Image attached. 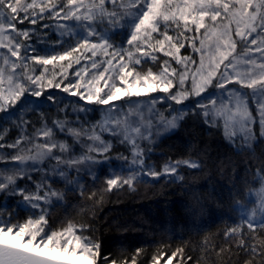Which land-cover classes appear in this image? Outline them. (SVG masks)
Wrapping results in <instances>:
<instances>
[{"label": "snow or ice", "instance_id": "obj_1", "mask_svg": "<svg viewBox=\"0 0 264 264\" xmlns=\"http://www.w3.org/2000/svg\"><path fill=\"white\" fill-rule=\"evenodd\" d=\"M108 3L111 8L106 6ZM222 15L228 23L217 25L215 22ZM206 18L213 23L207 24ZM44 19L57 21L56 28L61 35L71 30L59 20H72L83 28L86 35L62 51L41 54L32 44V38L35 35L36 42L42 43V36L46 39V34H37L35 28L19 29L14 22L23 24L27 21L34 26ZM233 22L236 25L234 32L230 27ZM126 25H130L131 29L126 38L127 47L107 35L108 32L122 30ZM173 25L175 36L170 34ZM98 26L104 30L98 31ZM48 27V24L41 25V29ZM197 34L201 37L198 47L195 42ZM233 36L239 37V41ZM186 41L194 53H199V61L194 55H181ZM238 45L241 46V53L234 55ZM5 48L7 53H0V60L6 66L0 67V113L7 115L0 119L16 121L21 134L12 139L6 138V130L0 131V149L15 150L9 156L16 162L11 169L5 166L0 173V194L6 197L19 195L18 206L38 211L22 223L19 219L14 220L11 214L5 219L0 212V264H69L46 255L45 250L61 256L65 253L79 256L88 264H97L99 245L84 235L83 225L79 232L71 223L61 230L48 227L51 198L62 199L63 194L56 191L50 181L43 179L35 182V190L23 188L17 183L18 179L25 177L32 180L29 172L40 171L39 165L46 159H54L57 164L64 161L65 168L80 164L82 160L88 161L89 167L98 162L93 156L65 158L54 155L53 148L59 147L63 152L67 147L55 142L37 145L39 150L35 155L21 154L32 151L27 146L32 143V137L26 132L30 123L26 113L33 106L39 110L41 104L56 103V97L50 91L52 88L78 96L79 101L85 102L73 108L74 112L88 113L90 109L85 105L99 106L106 118L113 122L112 126L102 130L116 136L120 143L130 144L133 167L126 176L109 177L107 190L120 186L133 187L140 175L161 176L160 171L145 163L147 151L151 149L142 150L140 145L142 140L154 139L150 129L142 130L135 121L127 120L130 114L143 116L145 108L153 116H159L161 125L157 127L162 126L165 131L177 128L178 121L189 111L188 107L173 105L189 102L193 110H200L196 115H203L205 123L219 127L222 121L225 136L233 142L239 136L241 144H250L255 139L253 125L256 123L259 124L260 136L264 138V0H61L59 3L57 0H0V49ZM157 52L170 59L161 61L159 70L153 71L148 61L156 64L159 60ZM82 60L90 63L81 64ZM172 61L178 67H173ZM29 62H32L31 66ZM73 64L81 66L69 78V69ZM89 69L95 71L89 72ZM233 83L239 87L229 88L228 85ZM210 88L218 90L223 97L219 103L212 98L213 93L207 97L202 95ZM46 89L49 90L47 95ZM241 89L250 91L242 92ZM153 93L162 95H151ZM142 96L151 98L143 102L131 99ZM124 98H129L130 108L127 111L117 104ZM208 100H211L210 105ZM250 102L256 108L258 121L252 114ZM158 104L169 110L171 119L164 115L163 108L157 109ZM129 126L139 134L137 138L128 135ZM58 127L60 132L67 129L77 138L86 136L88 140L99 142V146L95 143L85 145L87 151H95L98 156L107 155L108 143L100 135H93L92 130L85 129L83 125L76 130L67 121L58 122ZM96 127L98 125H93V130ZM42 134L49 138L54 136L52 129L43 130ZM25 139L27 144L22 147ZM118 159L127 161L129 158L121 155ZM28 161L32 162L31 166L27 165ZM181 164L192 169L199 167L194 161H176L166 163L163 173L180 176L178 169ZM52 173L53 176H66L65 169H53ZM259 174L264 176V168L259 170ZM255 196L259 201L258 207L244 210L241 223L223 235L227 240H238V247L253 257L249 264H257V260L259 264H264V241L257 244L255 235L246 239L242 231L244 224L250 233L264 230V187ZM250 202L256 203L255 200ZM182 251L178 249L177 253ZM177 253H158L152 257V264H157L161 256L167 257L164 264H170ZM105 264H117V261L106 258ZM120 264H141L139 251Z\"/></svg>", "mask_w": 264, "mask_h": 264}, {"label": "trees", "instance_id": "obj_2", "mask_svg": "<svg viewBox=\"0 0 264 264\" xmlns=\"http://www.w3.org/2000/svg\"><path fill=\"white\" fill-rule=\"evenodd\" d=\"M106 6L111 8L110 3ZM59 22L66 24L71 32H64L61 35L60 30L56 28L57 21L51 19L41 20L34 26L27 21L23 24L14 23L19 29L35 28L37 34H46V39L42 36V43H37L34 35L32 44L41 54H48L62 51L86 35L83 28L72 20ZM42 24H48L50 27L41 29ZM230 27L234 32V23ZM174 29L175 25L170 29L173 36L176 34ZM103 30L98 26V31ZM130 30V25H126L122 30L108 32L107 35L127 47L126 38ZM200 39V35L197 34L195 36L197 47ZM233 39L239 41L240 38L233 36ZM58 41L60 43H57ZM187 43L186 41V47L181 49V55H194L199 61V53H194ZM237 51L241 52L240 45ZM156 55L159 57L156 64L148 61L153 71L159 70L158 64L161 61L170 59L160 52ZM12 58L15 60V57ZM31 63L29 62L30 66ZM84 63L90 61L82 60L81 64ZM172 65L178 67L174 61ZM80 66L73 64L69 69V78H72V73ZM39 70L37 67V72ZM92 71L95 70L89 69V72ZM87 78L86 75L85 79ZM48 91L45 90V95ZM50 91L56 97V103L41 104L39 110H35L33 106L26 113L30 118L26 132L32 137V143L27 146L32 151L21 154L35 155L39 150L37 145L55 142L65 144L67 147L63 152L59 147L53 148L54 155L65 158L87 156L85 145L94 142L88 140L86 136L77 138L67 129L60 132L58 122L65 121L76 130H80V125H83L85 129L99 134L102 140L108 143L109 151L106 156L93 153L98 162L92 165L91 169L86 167L87 165H80L77 168L76 164L65 168L64 161L57 164L54 159H46L39 165L40 171L29 172L32 180H28L27 177L17 180L21 187L29 190H35V182L42 179L50 181L51 186L63 194L62 199L51 198L52 204L48 207L47 213L49 228L61 230L71 223L79 232L83 225L84 235L99 245L97 264H105L106 258H113L120 264L138 251L141 264H152V257L158 253L171 255L177 253L178 249H182V253H177L170 264H181V261L183 264H249L253 257L238 247V240H227L223 234L241 223L245 209L249 211L255 207L250 201L257 199L255 193L264 187V176L259 174V170L264 168V138L260 136L256 124L253 126L255 139L249 145H240L239 140L234 143L229 141L221 125L217 127L205 123L203 115H196L200 110H193L189 102L179 106L173 105L188 107L189 111L184 113L183 118L178 121V127L172 132L146 142L140 141L142 150L151 149L147 151L145 163L157 171H162L166 163L176 161H194L199 167L192 169L182 164L178 169L180 176L152 178L140 175L133 187L120 186L107 190L106 181L109 177L129 174L128 160L118 157L121 155L129 157L130 147L128 144L120 143L116 136L102 130L110 125L105 123L107 119L105 112L99 106L85 105L90 109L88 113L74 112L73 108L84 105L85 102L79 101L78 96H72L56 88ZM150 98L142 96L131 99L143 102ZM128 99L124 98L117 102L125 111L130 108ZM164 108L168 114L169 110ZM250 108L256 115V108L251 102ZM6 115L7 113H0V117ZM93 125L98 127L93 130ZM46 129H52L54 136L44 137L42 133ZM5 130L6 138L14 139L21 134L16 121L0 119V131ZM25 144L26 139L21 146L24 147ZM14 151L10 148L0 149V173L5 166L11 169L16 164L9 156ZM103 159L106 160L102 162ZM27 165L31 166L32 162L28 161ZM53 169H65L66 176H53ZM172 179L176 182H171ZM20 200L19 195L6 197L0 194V212H3L5 219L11 214L14 220L19 219L22 223L29 215L38 211L18 206ZM242 231L246 239L255 235L257 244L264 241V230L257 229L255 233H250L244 224ZM63 255L71 257L67 253ZM73 257L84 261L79 256ZM166 258L161 256L157 264H164Z\"/></svg>", "mask_w": 264, "mask_h": 264}, {"label": "rangeland", "instance_id": "obj_3", "mask_svg": "<svg viewBox=\"0 0 264 264\" xmlns=\"http://www.w3.org/2000/svg\"><path fill=\"white\" fill-rule=\"evenodd\" d=\"M206 23L207 24H209V25H211L213 22L212 21H210V20H208L207 18H206ZM217 25H221V24H227V20H225L224 19V17H223V15L221 16V17H218L217 18V21L215 22ZM234 23V22H233ZM234 26L236 27V25H235V23H234ZM235 29V28H234ZM9 31H10V29H9ZM253 47H255V46H253ZM0 53H7V49L5 48V49H0ZM241 52H239L238 53V51L236 50V53H234V55H237V54H240ZM8 55H10V54H8ZM257 56H258V54H256ZM11 60H13V58L11 57ZM0 67H6L5 65H3V62H2V60H0ZM221 67H223V66H221ZM243 66L241 65L240 66V68H242ZM8 70H10V68L8 69ZM5 87H7V84H5ZM228 87L229 88H238L239 86L238 85H236V84H229L228 85ZM241 91L242 92H249L250 90H248V89H241ZM209 93H213V96H212V98L213 99H217V102L219 103V101H220V99H223V97H221L220 95H219V93H218V90H216V89H209L208 90V92H205V93H203L202 95L204 96V97H207L208 95H209ZM207 103L210 105L211 104V100H208L207 101ZM142 106V105H141ZM157 109L159 110V109H161V108H163V110H164V115L168 118V119H171V116H169L168 114H166L165 113V108H164V106L163 105H161V104H158L157 106ZM129 110V109H128ZM252 114H253V116L255 117V119L258 121V119H259V116H258V113H257V111H256V115H254V113L252 112ZM172 115H175L174 113H172ZM106 116V115H105ZM120 118H121V128H123L124 127V123H123V121H124V117H123V114H121L120 115ZM127 120L128 121H135L140 127H141V129L142 130H147V129H150V131H151V134H152V136L153 137H155V138H157V137H161V136H164L165 134H167V133H170V132H172L174 129H170V130H167V131H165L164 129H163V127L162 126H160L159 127V129H158V125H161V122H160V120H159V116H153L149 111H148V109L147 108H145L144 109V112H143V116H139V115H137V114H130L128 117H127ZM105 123H108L110 126H112V124H113V122H112V120H110V119H105ZM104 123V124H105ZM220 123V125L223 127V125H222V121L221 122H219ZM107 125V124H106ZM103 126H105V125H103ZM254 126V125H253ZM256 126L259 128V124L258 123H256ZM109 133V132H108ZM92 134L93 135H99V134H95L94 133V131H92ZM128 135L130 136V137H132V138H137L138 137V135L139 134H137L135 131H134V129L131 127V126H129V128H128ZM102 139V138H101ZM147 140H149V139H145V140H142V141H144V142H146ZM237 140H239V143L238 144H240V145H244V144H241V142H240V139H239V136H237L236 138H235V141H237ZM91 141V140H90ZM229 141H231V142H233L232 140H229ZM234 141V142H235ZM91 142H94V141H91ZM233 142V143H234ZM97 146H99V142H94ZM89 144H91V143H89ZM249 145V144H248ZM128 146L130 147V144H128ZM38 151V150H37ZM131 151V150H130ZM88 152V151H87ZM95 154V151H93V152H91L90 153V156H93L92 154ZM87 156H89V152H88V155ZM102 156H104V155H102ZM131 157H132V152L130 153V155H129V159H128V165H127V168L129 167V170L133 167V165H132V163H131ZM75 158H80V157H75ZM104 160H106V159H103L102 160V162L104 161ZM77 165V168L80 166V165H87L86 167H89V162L87 161V162H85V161H83L82 160V162L80 163V164H76ZM182 165V164H181ZM89 169H91V167H89ZM161 172V176H170L169 174H165V173H163V169H162V171H160ZM255 201H256V203H255V207H258V204H259V201L257 200V199H255ZM245 210H247V209H245ZM250 211V210H249ZM260 217H259V214L257 215V219H259ZM45 253H47V254H50V255H55V256H59V257H64V258H67V259H70V260H73V261H75L76 260V262H79V263H82V264H88V262L86 261V260H84V261H82V260H80V259H77L76 257H73V256H71V257H68V256H64V255H59V254H57V253H51V252H48L47 250H45Z\"/></svg>", "mask_w": 264, "mask_h": 264}, {"label": "water", "instance_id": "obj_4", "mask_svg": "<svg viewBox=\"0 0 264 264\" xmlns=\"http://www.w3.org/2000/svg\"><path fill=\"white\" fill-rule=\"evenodd\" d=\"M45 254L46 255H50V254H47V253H45ZM51 256H54L56 259H62V260L68 261L69 264H82V263L76 262V260L73 261V260H70V259H67V258H64V257L55 256V255H51Z\"/></svg>", "mask_w": 264, "mask_h": 264}]
</instances>
